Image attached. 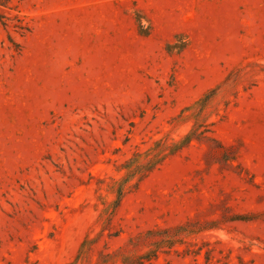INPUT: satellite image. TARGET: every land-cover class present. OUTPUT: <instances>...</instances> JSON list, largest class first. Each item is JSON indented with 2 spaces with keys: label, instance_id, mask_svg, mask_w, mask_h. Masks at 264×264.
<instances>
[{
  "label": "rangeland",
  "instance_id": "374dc122",
  "mask_svg": "<svg viewBox=\"0 0 264 264\" xmlns=\"http://www.w3.org/2000/svg\"><path fill=\"white\" fill-rule=\"evenodd\" d=\"M0 264H264V0H0Z\"/></svg>",
  "mask_w": 264,
  "mask_h": 264
},
{
  "label": "trees",
  "instance_id": "16d2710c",
  "mask_svg": "<svg viewBox=\"0 0 264 264\" xmlns=\"http://www.w3.org/2000/svg\"><path fill=\"white\" fill-rule=\"evenodd\" d=\"M193 139H198V137L197 136H195V134H189V135H187L186 137H185V142H187V143H190Z\"/></svg>",
  "mask_w": 264,
  "mask_h": 264
}]
</instances>
